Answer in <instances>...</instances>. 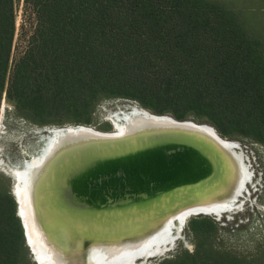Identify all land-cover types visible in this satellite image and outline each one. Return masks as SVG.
<instances>
[{
	"label": "trees",
	"instance_id": "16d2710c",
	"mask_svg": "<svg viewBox=\"0 0 264 264\" xmlns=\"http://www.w3.org/2000/svg\"><path fill=\"white\" fill-rule=\"evenodd\" d=\"M19 2L33 32L14 58ZM239 12L230 0H0V97L40 124L76 125L104 99H131L264 145V46ZM9 185L0 176V264H31ZM191 224L195 238L219 226ZM160 264H264V238L253 254L208 247Z\"/></svg>",
	"mask_w": 264,
	"mask_h": 264
},
{
	"label": "bare ground",
	"instance_id": "6f19581e",
	"mask_svg": "<svg viewBox=\"0 0 264 264\" xmlns=\"http://www.w3.org/2000/svg\"><path fill=\"white\" fill-rule=\"evenodd\" d=\"M113 121L111 133L53 129L39 156L8 169L39 264H138L163 254L177 221L233 210L251 179L239 144L210 125L138 106Z\"/></svg>",
	"mask_w": 264,
	"mask_h": 264
},
{
	"label": "rangeland",
	"instance_id": "374dc122",
	"mask_svg": "<svg viewBox=\"0 0 264 264\" xmlns=\"http://www.w3.org/2000/svg\"><path fill=\"white\" fill-rule=\"evenodd\" d=\"M230 4L232 9H241L242 12H239V16L242 21L253 28L264 46V0H230ZM24 12V4L19 2L16 8L17 32L13 47L14 58L26 49L27 39H25V36H30L33 32L30 19L28 15L25 16ZM23 28H25L24 32ZM133 106L152 112L135 100L108 98L96 105L92 116L87 114L80 117V119H83V123L87 124L79 126L103 133L115 132L113 118L117 115L122 114L123 116L129 113ZM30 116L21 112L16 104L7 97V93L0 97V176L6 177L9 181L11 193L14 181L11 178V173H8V169L20 168L21 165L32 160L33 157L39 156L44 148V141L48 139L53 129L76 126V123L73 122L76 117L71 114L59 117L48 116L44 119L46 122H52L48 124H40L38 123L42 120L40 117ZM189 121L213 126L206 122ZM55 122H61L62 124L58 125ZM216 131L218 132L217 129ZM218 134L220 135L219 132ZM221 137L239 144L237 151L243 154L245 165L252 173L251 179L235 201L236 205L233 210L226 212L220 221L214 220L212 218L214 215H210L212 217H192L181 228L176 222L173 228V235L176 240L173 244H170L169 250L167 249L165 253L148 260H138V264H160L165 259L184 258L198 252L202 254L208 247L234 249L238 255L253 254L258 249L264 238V145L250 139ZM197 218H209L218 222V231L213 232L211 235L205 234L195 238L192 234L191 223L193 219ZM29 259L31 264H36L30 255Z\"/></svg>",
	"mask_w": 264,
	"mask_h": 264
},
{
	"label": "water",
	"instance_id": "95a60500",
	"mask_svg": "<svg viewBox=\"0 0 264 264\" xmlns=\"http://www.w3.org/2000/svg\"><path fill=\"white\" fill-rule=\"evenodd\" d=\"M165 117H167V118H170L171 120H173V121H176V120H174V119H172L173 117L172 116H170V115H164ZM186 121V120H185ZM177 122V121H176ZM192 122V121H191ZM178 123V122H177ZM77 126V128H78V125H76ZM117 128H115L114 127V130H116ZM63 130H67V129H62V131ZM25 165V164H24ZM11 178L13 179V181H14V185L12 186V195L14 196V198H15V201H16V203H17V217L20 219V221H21V224H22V227H23V230H24V235H25V241H26V246L28 247V249H29V251H30V256H31V258H32V260L36 263V264H39V262H38V260L36 259V255H35V251L33 250V247L31 246V244L29 243V241H28V235H27V229H26V226H25V223H24V219H23V217L20 215V213H19V210H20V202H19V200L17 199V197H16V194H15V187H16V182H17V178H15L14 176H11ZM248 182V181H247ZM149 183V182H148ZM151 183H149V185H150ZM226 212H228V211H224L222 214H221V217H217V215L215 214V216H210V215H208V214H204V213H192V214H190L188 217H187V219L185 220V223L183 224V225H185L186 223H187V221L189 220V219H191L192 217H199V216H207V217H212L214 220H216V221H220V219L222 218V216L226 213ZM178 222V221H177Z\"/></svg>",
	"mask_w": 264,
	"mask_h": 264
}]
</instances>
